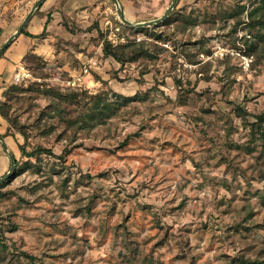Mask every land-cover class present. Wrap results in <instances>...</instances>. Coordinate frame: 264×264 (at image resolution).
<instances>
[{"label":"rangeland","instance_id":"rangeland-1","mask_svg":"<svg viewBox=\"0 0 264 264\" xmlns=\"http://www.w3.org/2000/svg\"><path fill=\"white\" fill-rule=\"evenodd\" d=\"M36 1L0 0V47ZM260 1L196 0L194 28L185 35L176 25L162 28L178 42L165 45L154 72L140 75L139 64L105 70L111 58L100 55L94 68L87 64L99 89L83 82L69 87L74 77L59 66H49L50 77L40 79L23 64L35 79L18 84L24 89L42 82L62 91L111 90L137 98L118 119L79 132L54 169L59 159L38 158L34 150L42 146L58 156L67 140L58 141L56 133L45 137L32 126L45 97L29 91L20 96L13 114L29 127V139L12 137L15 158L26 159L24 145L41 169L13 176L2 189L0 264H30L22 253L38 264H229L242 249L264 260V145L246 152L249 127L235 112L240 106L249 113L247 123L264 112V29L249 27ZM243 5L240 17L229 18ZM192 6L180 9L188 13ZM115 27L109 37H122ZM128 34L126 41L133 39ZM99 38L92 37L94 57ZM255 42L257 52L248 53ZM239 55L253 56L248 69ZM189 56L200 63L191 64ZM78 68L83 72V65ZM178 80L194 91L184 103ZM127 136L128 144L116 148ZM239 222L242 233L231 228Z\"/></svg>","mask_w":264,"mask_h":264},{"label":"trees","instance_id":"trees-1","mask_svg":"<svg viewBox=\"0 0 264 264\" xmlns=\"http://www.w3.org/2000/svg\"><path fill=\"white\" fill-rule=\"evenodd\" d=\"M177 7L169 18L160 25L143 29H131L124 26L118 19L113 18L116 27L120 28V36L125 37L124 35L128 32V35L133 37V39H128L127 37L126 42L114 43L108 38L109 30L101 31L98 22L94 23L92 28L98 30L100 37L99 43H101L100 45L102 46L103 56L105 58H111L119 63L122 70L127 65L139 64L140 69L142 68L139 72L140 75L145 76L154 72V65L156 61L159 60L160 54L164 52L165 45L176 40L174 39V32L171 35L166 34V31L162 30V28L166 29L170 26L176 25L178 32L185 35L191 28L196 26L198 17L194 12L195 10L191 8L188 13H185L184 10L178 9ZM244 10V5L239 6L229 14V18L237 19L243 14ZM39 11L40 9L36 14H38ZM249 16V27L251 29H256L259 26L264 29V0L260 1V5L254 9ZM241 23L240 20L235 22L233 32H237L238 25ZM64 25L68 28L67 20H64ZM140 33H147L148 39L139 40L137 37ZM22 34L35 37L29 34L26 31V28ZM43 36H46L45 31L38 37ZM176 43H174L175 46H177ZM258 48L259 43H250L248 44V53H256ZM207 53H209V51H207ZM189 61L193 65L200 63L196 57L189 56ZM23 64L28 70L32 71L37 78L46 79L51 75L47 70L49 68L48 62L33 52H30L23 59ZM197 72L201 71L197 70ZM98 79L100 80L99 77ZM177 83L180 89L181 103H184L186 100L185 95L188 96V93L194 91H190L189 88L183 87L184 85L181 80H178ZM26 91L43 96L48 100L47 105L40 107L36 111V116L32 124L34 129L45 137H49L56 133L58 134V141L67 140V145L63 148V153L58 156L52 149H46L42 146H37L34 150V152L37 153L38 158H40L39 156H41V154L45 153L48 156H53L59 159L58 162L54 163V169L60 167L66 156L71 152L73 141H75L79 132L90 131L105 126L108 122L118 119L123 115L122 112L124 108L137 98V95L134 97H124L111 90H103L96 94H91L88 91L81 89L62 91L60 87L51 86L50 84L42 82H34L27 89H24L20 85L13 84L4 90L2 95L3 99L0 103V116L8 124L6 133L1 135L4 138L10 136L16 137V134L19 133L24 136L25 140L29 139V127L20 121L19 116L13 114L14 105L19 103L20 96ZM235 112L238 117L243 119L245 125L249 127V140L245 146V150L248 153H253L256 150L254 149L256 148V144L259 143L264 145V112L258 113L254 116V123H247L246 120L249 113L240 106L235 108ZM129 139L130 137L127 136L126 139L118 142L116 148L125 147L128 144ZM19 147L23 158L26 159L18 161L15 158L16 170L13 176H21L22 174L35 169L40 171L41 161H37L38 158L36 161L31 160L30 158L32 154L26 151L25 146L20 145ZM258 158L263 159V154ZM225 160L232 165L227 158ZM9 180L0 186V196L2 195V189L7 185ZM231 228L236 233H242V230H244L243 228L245 227L243 222H239L235 223ZM10 230L15 231L16 226L11 224ZM22 254V256L30 260V264H38L33 256L27 253ZM229 264H264V260H260L257 255H249L247 250L242 249L238 252L237 256H234L229 260Z\"/></svg>","mask_w":264,"mask_h":264},{"label":"crops","instance_id":"crops-1","mask_svg":"<svg viewBox=\"0 0 264 264\" xmlns=\"http://www.w3.org/2000/svg\"><path fill=\"white\" fill-rule=\"evenodd\" d=\"M195 1L180 0L177 8L191 4L194 6L189 9L198 6ZM120 2L128 20L144 22L161 17L172 0H120ZM24 18L25 16L22 21ZM113 18L118 19L113 0H46L39 13H35L26 27V31L35 37L21 34L0 58V103L4 90L14 83L16 72L24 67L23 59L30 52L42 57L50 67L59 66L72 77L81 76L82 82L87 83L88 88L99 89L100 82L89 73L83 75L82 69L79 70L78 66L83 65L85 68L89 64V68H94L96 59H100L99 55L103 56L102 46L97 48L96 57L92 55L94 52L92 37H96L98 33V30L92 27L98 22L101 31L109 30L111 26H116ZM64 20H67L68 28L64 25ZM44 31L46 36L38 37ZM106 66L105 70L120 69L119 63L113 59H108ZM102 69L97 67L95 72L103 80H107L102 75ZM7 129V122L0 116V135L6 133ZM5 140L15 157L17 145L14 138L10 136ZM10 166V158L0 142V178L8 173Z\"/></svg>","mask_w":264,"mask_h":264},{"label":"water","instance_id":"water-1","mask_svg":"<svg viewBox=\"0 0 264 264\" xmlns=\"http://www.w3.org/2000/svg\"><path fill=\"white\" fill-rule=\"evenodd\" d=\"M179 1L180 0H172L171 4L169 5L165 13L157 19L144 21V22H132L126 18L120 0H113L115 8H116V14H117L118 20L124 26L129 27L131 29H143L147 27H153V26L160 25L161 23H163L165 20L169 18V16L172 14L174 9L177 7ZM45 2L46 0H37L35 2L31 10L27 14V16L23 19L18 29L12 35H10L0 47V58L8 50V48L12 45V43L23 33L24 29L28 26L29 22L32 20L35 13L42 7V5ZM0 142L3 146L4 151L9 156L10 162H11L10 170L8 171V173L0 178V186H1L3 183L7 182L10 178L13 177L15 170H16V162H15V157L13 153L10 151V148L8 147L6 143L5 138L2 137L1 135H0Z\"/></svg>","mask_w":264,"mask_h":264},{"label":"built area","instance_id":"built-area-1","mask_svg":"<svg viewBox=\"0 0 264 264\" xmlns=\"http://www.w3.org/2000/svg\"><path fill=\"white\" fill-rule=\"evenodd\" d=\"M115 31L118 33L120 31V28H115ZM114 37H109L110 40H112L114 43H117V42H125V37H118L116 36L115 34H113ZM220 50H225V49H221ZM241 56V55H239ZM242 57V63L244 65L245 68H249L250 67V64L253 63V56L252 55H249V56H241ZM89 73V70H88V67H85L83 69V72L82 74H88ZM35 80L34 77L32 76V74L25 68V67H21L15 74L14 76V83L15 84H22V83H27V82H31ZM82 82V77L81 76H78V77H74L72 80L68 81L67 82V85L69 87H76V86H79Z\"/></svg>","mask_w":264,"mask_h":264}]
</instances>
